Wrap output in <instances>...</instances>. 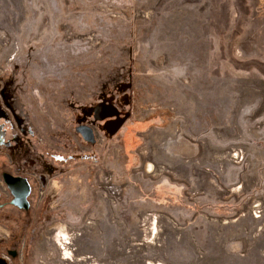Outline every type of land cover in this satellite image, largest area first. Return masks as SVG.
<instances>
[{"label":"rangeland","instance_id":"obj_1","mask_svg":"<svg viewBox=\"0 0 264 264\" xmlns=\"http://www.w3.org/2000/svg\"><path fill=\"white\" fill-rule=\"evenodd\" d=\"M36 156L14 264H264V0H0V163Z\"/></svg>","mask_w":264,"mask_h":264},{"label":"flooded vegetation","instance_id":"obj_2","mask_svg":"<svg viewBox=\"0 0 264 264\" xmlns=\"http://www.w3.org/2000/svg\"><path fill=\"white\" fill-rule=\"evenodd\" d=\"M2 96L4 98V94ZM105 129L110 131L112 129V125H105ZM55 157L56 155L54 158ZM33 160L36 163L34 168L27 165L25 161L21 165L18 163L15 164V161L11 158L4 161L2 164L0 163V211L15 209L24 213L25 216H28L34 207V201L37 196L36 193L39 190L43 191V193L41 192L42 194L47 192L49 188L48 178L46 174L40 171V168L37 165L39 162L38 157H34L32 162ZM25 221L26 222H23L24 225L28 224V221L32 223L31 218L26 219L25 217ZM34 221H38L37 216L34 218ZM42 224L43 223H40V225ZM44 224H49V221L46 220ZM50 224L51 225L46 228V231L49 234L48 237H44L46 240H50L53 238V235L56 234L54 231L55 223H52L50 220ZM63 236L65 235H61L60 233L58 234L59 239ZM25 242L26 240L24 241L23 247H25ZM22 257L24 258V256ZM23 258L21 264H26L27 262H24ZM17 259L18 252L15 248H7L4 253H0V264H14Z\"/></svg>","mask_w":264,"mask_h":264},{"label":"water","instance_id":"obj_3","mask_svg":"<svg viewBox=\"0 0 264 264\" xmlns=\"http://www.w3.org/2000/svg\"><path fill=\"white\" fill-rule=\"evenodd\" d=\"M100 107H102V105H100ZM110 111H108V113L106 115H104V119L105 118H112L115 117V120L111 121L112 123V129L109 132V135L112 136L113 134H115L119 128L122 126V124L124 123L125 119L127 118V115H125L123 118L120 117L119 112L114 109L111 108L110 106H106ZM103 118H101V120H103ZM110 122H107V124ZM79 131L81 132L82 136L84 137V139L86 141L89 142H93L94 141V135L93 132L90 128L88 127H81L79 129Z\"/></svg>","mask_w":264,"mask_h":264},{"label":"crops","instance_id":"obj_4","mask_svg":"<svg viewBox=\"0 0 264 264\" xmlns=\"http://www.w3.org/2000/svg\"><path fill=\"white\" fill-rule=\"evenodd\" d=\"M101 108V107H100ZM101 110V109H100ZM103 110H101L100 111V114H99V117H97V119H95L96 121H99V122H103V123H105V125H107V122H110V123H108V124H110V125H112V123H111V121H113V120H115V117H112V118H103L104 117V115H102L101 113H103L102 112ZM101 118H103V120H101ZM108 134H109V132H108ZM154 136V135H153ZM156 137H158V136H154L153 137V142H155V140H156ZM181 143V142H180ZM153 148H154V146H153ZM185 152H186V149L185 148H183V147H181V144H180V146H179V149L178 150H176V151H174V152H170L169 153V156L168 157H165V158H174V160L175 159H178V163L180 162L181 163V161H182V159L184 158V155H185ZM165 155V154H164ZM166 162H168L169 164H172V162L170 161V160H167ZM171 162V163H170Z\"/></svg>","mask_w":264,"mask_h":264},{"label":"bare ground","instance_id":"obj_5","mask_svg":"<svg viewBox=\"0 0 264 264\" xmlns=\"http://www.w3.org/2000/svg\"><path fill=\"white\" fill-rule=\"evenodd\" d=\"M61 239L58 238L57 240H58L60 246H62L64 248L65 247V243L68 244L69 242L67 241V238H65V236H63ZM64 254H65V256H68L67 251H64Z\"/></svg>","mask_w":264,"mask_h":264},{"label":"built area","instance_id":"obj_6","mask_svg":"<svg viewBox=\"0 0 264 264\" xmlns=\"http://www.w3.org/2000/svg\"><path fill=\"white\" fill-rule=\"evenodd\" d=\"M159 172V173H161V171L158 169V170H156V168H154V166H152V165H150V168H148V173L149 174H154V172Z\"/></svg>","mask_w":264,"mask_h":264}]
</instances>
